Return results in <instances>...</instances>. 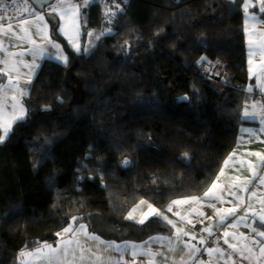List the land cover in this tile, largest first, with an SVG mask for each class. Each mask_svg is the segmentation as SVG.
<instances>
[{"label":"trees","instance_id":"obj_1","mask_svg":"<svg viewBox=\"0 0 264 264\" xmlns=\"http://www.w3.org/2000/svg\"><path fill=\"white\" fill-rule=\"evenodd\" d=\"M82 20L79 52L53 25L68 63L44 61L0 143V264L55 243L73 216L111 240L165 232L127 212L203 194L251 99L241 0H93Z\"/></svg>","mask_w":264,"mask_h":264},{"label":"crops","instance_id":"obj_2","mask_svg":"<svg viewBox=\"0 0 264 264\" xmlns=\"http://www.w3.org/2000/svg\"><path fill=\"white\" fill-rule=\"evenodd\" d=\"M17 1L18 0H16V2ZM241 1L244 11V28L247 50V71L250 80L247 85V90L251 88V91H249L251 93V99L248 103V106L249 111H251L252 109L250 106L254 102H260L261 104H264V88L261 87V85L264 84V74L260 72V69L264 68V49L256 48L255 45H253L251 49L249 47L250 39L256 43H259L261 40H264V11L261 10L264 5H261L260 0ZM2 2H7L9 4V7L6 8V11L1 10L0 8L1 14L3 16L6 15L9 19L1 22L5 24L4 31H7V34H4V31H0V44L3 45L4 49H6V52L0 51V61L9 60V65H7V67L9 68L11 67L12 62H17L16 67L19 69V73L13 71L10 74L14 78L19 75L21 86L27 90V95L23 97L24 99L28 97L30 93V88L28 84H31L34 81L45 60L51 59L62 64L68 63L69 55L65 50L63 43L59 39L54 37L53 32V25H63L64 21L61 20L58 12L52 11V6L57 5L58 0H51L50 3L43 5L41 8L35 6L31 1H29L27 2L26 6L21 9L22 14L20 15L22 17H17L14 19L10 18V13L14 8H17L15 7L16 2L13 3V0H2ZM22 2L23 0L21 1V3ZM28 4L29 6L27 7ZM78 5H80V17L78 21L80 25L78 42L81 48L84 42L83 34L85 32L83 30L82 9L85 5L83 3ZM245 5H247V7H245ZM26 7L27 11L24 10ZM64 7H66V5L60 6L61 9ZM38 16H43L44 20L41 21L37 19ZM21 20H27L28 23L21 25L19 23ZM7 24L12 25L11 31L7 30ZM45 24H47L48 35L53 40H55L56 43L60 44L63 50V54L67 56V63L57 59L56 49L52 48L50 44L41 39L42 33L38 34V29H42ZM22 28L28 29L29 35L31 36L32 40L36 41V45H33L29 41L28 36H25V33L21 30ZM89 38L90 36L87 35V39ZM37 46H39V49H43V51L37 50V54L34 56L32 51L30 50L37 49ZM8 53H15L16 55L8 56ZM250 59L252 61L251 64L249 63ZM21 60L29 64H32L34 61L35 65L37 66L34 68V74L31 76V83H25L28 78L26 74L29 70L25 68L23 64L18 63ZM5 67L6 65L0 62V69H4ZM250 67L253 69V73H255V75L249 72ZM0 84H8L7 76L0 74ZM8 94L9 96H11L12 91L10 90ZM243 110L244 108L241 112L242 123L238 127L235 145L230 151V153L227 155L228 157L231 153L235 151L236 157H234L233 161H230L229 167L225 169L226 177H221L220 183L224 184L225 187H228V185L234 182L236 177H239L240 180L236 181V183L238 184L246 180L251 181L247 184V188L249 189V191H244L240 187L233 189L234 191H236L237 197H240L242 199L243 203H241V199H237V197H233L224 193H222V195L225 196L224 202L213 201L216 204L217 209L238 206L236 214L234 216L229 217L228 221L226 222L235 223V228L228 227L227 229H225L223 225H220L219 217L216 215V210L209 207L208 202L206 200L202 201L199 205L195 203H189L184 205L173 206L172 212L167 211L169 204L173 200L184 199L190 196H202L201 194L175 198L165 208L155 205L152 201L147 198H141L136 201L130 208L131 210L133 207L138 205L141 200L147 201L154 208H156L162 214V216H167L169 219L173 220L176 223V226L178 228H182L185 232L189 233V235L187 236L182 235L179 240L176 238V230L171 225L167 224V222L162 218V216L156 215H149L147 219H145L144 223H146L152 218H158L164 222V224L168 227L169 230L167 229L165 232L151 234L141 240L106 239L98 234L91 232L88 227L87 232L91 235L100 237V239L104 241H114L116 244L121 245L124 260L128 261L129 264L133 259L131 255V252L133 250L130 247H126V244H135L137 246H140L138 251L141 252L151 249L154 252L161 253V255H157L152 258L154 260V264H201L202 261L207 262V264H233V262H235V264H258L256 257H252L250 259H243L239 252L233 251L231 248L228 247L227 244L224 243V238L222 236V233L225 230L229 231L230 233H235L236 237H240L241 234H244V236L247 237V240L234 239L231 235L227 239L230 243L237 244L238 248L241 249L243 248V245L245 243L249 244V246L254 248L257 255L258 245H254L252 243V240L253 238L255 240H264V238H261L257 236L256 233L252 232V227H255L257 231L264 230V226H262V222L260 220V217L264 216V204L260 202L261 198L264 197V185L260 183L259 179L261 176H264V161H261L260 158L256 156L250 155V153L256 152L264 154V132L260 131L261 127H264V125H261L260 120L264 117L257 116L254 119H246L243 116ZM242 129H251L252 132L255 133V135H252L249 132H243ZM241 161L244 162L243 166H241ZM247 161L252 162V165L255 169V175H253V172L249 170ZM223 162L220 168L223 166ZM251 191H256L257 195L251 197ZM192 209H196L197 211L194 212L192 211ZM128 212L126 218L128 216ZM144 212H147L146 205H142L141 209L133 214L134 218L129 220L135 223H139L138 221L143 218ZM176 212H179L181 216H187V220H180L179 216L175 214ZM199 212H203L204 215H199ZM241 216H245L246 219L239 220V217ZM188 220H191V223H188ZM78 226L79 224H73V227ZM198 226L202 227V231H199L197 229ZM209 226H211L212 235H209L208 232L203 231L205 227ZM61 231L62 230H60L59 232ZM192 236H195L196 239H192ZM201 237L205 239L206 243H200ZM60 240L61 237L58 236V240L55 243L48 244L52 245L53 247H56ZM80 241L82 244H85L86 237H84L83 234L80 235ZM144 241H148V244L145 245ZM181 241H185L192 245H195V247L199 249V251H195L191 255H189V249L186 248L184 243H182ZM85 246L93 247L95 250V242L93 241L88 240ZM209 247L222 249L224 252L223 257H221L220 253H213L212 256H209L206 251V249ZM102 248L103 246H101V249ZM35 249H26L24 250V252H32ZM170 249H174V251H170ZM104 255L106 258L111 257V264H116V261L119 260L121 256V252H116L110 249L108 250V252L104 253ZM203 255H205V257H203ZM244 255H247V253H244ZM84 256L85 259L81 260L79 250H77L76 256L73 257L72 255H69L68 260L73 261L74 264H93L92 258L90 257L89 253L85 252ZM182 256L184 258L183 261H181ZM20 258L21 256L19 257V259ZM135 260L136 263L149 264L150 258L148 256L137 255ZM20 264H43V262L35 257H29L25 255L22 257V262ZM259 264H264V259H261L259 261Z\"/></svg>","mask_w":264,"mask_h":264},{"label":"snow or ice","instance_id":"obj_3","mask_svg":"<svg viewBox=\"0 0 264 264\" xmlns=\"http://www.w3.org/2000/svg\"><path fill=\"white\" fill-rule=\"evenodd\" d=\"M2 2V0H0ZM16 0H13V3H15ZM85 5L88 3V0H84ZM261 5H264V0H260ZM61 5H66L64 8H60ZM119 7V5H117ZM247 7V5H245ZM80 5L75 4L72 2V0H58L57 5L52 6L53 12H58L61 20L64 21L63 25L58 26L59 32L64 35L68 41L69 44L77 51L79 52L80 44L78 42L79 37V12ZM27 11V8L24 9ZM262 11H264V7L261 8ZM111 12V10H110ZM114 15V13H111ZM9 19L6 15L0 16V21H6ZM37 19L43 21V16H38ZM21 25L27 24V20H21L19 22ZM5 30V24L0 23V31ZM7 30H12V25L7 24ZM25 36H28L29 41L36 45V41L31 39V36L29 35V31L27 28L21 29ZM110 32L111 29H108ZM42 33L41 39L43 41H46L48 44L51 45L52 48L56 49L57 51V59L62 60L63 62L67 63V56L63 54V50L60 46V44L56 43L55 40H53L48 35V28L47 24L44 25L42 29H38V34ZM4 34H7V31H4ZM15 34V33H13ZM104 33H101L103 35ZM88 35H94V33L89 32ZM97 39H99V36H97ZM255 45L256 48L264 49V40H261L259 43L253 42L251 39L249 40V47L250 49ZM37 50L43 51V49H39V46H37V49L30 50L32 51L33 55L35 56L37 54ZM0 51H5L6 49L3 48V45L0 44ZM84 51H88L87 48L84 49ZM15 53H8V56H14ZM203 59V58H202ZM6 65L4 69H0V74H3L4 76H7L8 78V84H0V130H2V134H0V143H2L5 138L9 135V133L12 130V126L14 123L19 122L23 120L27 116V109L25 108L23 104V97L27 95V90L21 86L20 84V77L17 75L15 78L10 74L11 72L15 71L19 73V69L16 67L17 62H12L11 67H7L9 65V60L0 61ZM251 59L249 60V63L251 64ZM18 63L23 64L25 68H27L29 71L26 74L27 80L25 83H31V76L34 74V68L37 67L33 61L32 64L26 63L23 60L19 61ZM249 72L255 75L253 73V69L250 67ZM260 72L264 74V68L260 69ZM262 88H264V84L261 85ZM12 91V95L9 96V91ZM248 91H251V88L248 89ZM259 106V107H258ZM251 111H249V106L245 104L244 110H243V116L244 118H256L257 116L264 117V104H261L260 102H254L251 106ZM261 125H264V118H261L260 120ZM243 132H249L252 135H255L254 132H252L251 129H242ZM261 132H264V127H261ZM239 143V142H238ZM250 155L256 156L260 158L261 161H264V154L256 152V153H250ZM234 157H236V152L234 151L231 153L223 162V166L220 168L218 175L215 177V179L211 182V185L203 192L202 196H190L184 199H176L173 200L168 208L167 211L172 212L173 206L178 205H184L189 203H195V204H201L202 201H207L208 206L216 210V215L219 217V224L223 225L225 229L228 227L235 228V223H226L228 221V218L231 216H234L238 210V206L229 207V208H216V204L213 201H219L224 202L225 196L222 195V193L237 197L236 191L233 189L240 187L244 191H249L247 188V184L251 181H244L242 183H236V181H239L240 178L236 177L234 182L228 187H225L224 184L220 183L221 177H226V171L225 169L229 167L230 161H233ZM183 159H188L187 153L184 154ZM125 164L128 163L127 160L124 161ZM241 166H243V161L240 162ZM248 168L250 171L253 172V175H255V169L252 165L251 161H247ZM260 183L264 185V176H261ZM256 191H251L250 196L254 197L256 196ZM237 199H241L240 197H237ZM260 202L264 204V197L261 198ZM241 203H243L241 199ZM142 205H146L147 212L143 213V218H141L138 222L140 224H143L145 222V219L149 215H156V216H162V214L154 208L151 204H149L145 200H141L138 205L133 207L128 212V219H133V214L141 209ZM192 211H197L196 209H192ZM177 216H179L180 220H187V216H181L179 212L175 213ZM199 215L203 216V212H199ZM162 218L167 222V224L171 225L175 230L176 238L179 240L181 236H187L189 235L188 232H185L182 228H178L176 226V223L169 219L167 216H162ZM246 219L245 216L239 217V220ZM79 220L78 217L73 216L71 218V222L68 224V226L64 227L61 232L57 233L56 235L61 237V240L58 242V245L56 247H53L50 244H43L42 246H38L34 251L32 252H21L20 256L23 257L25 255L29 257H35L43 262V264H74L73 261L68 260L69 255H72L73 257L76 256L77 250H79L80 253V259H85L84 253L87 252L90 254V257L92 258L93 264H111V257H105L104 253L108 252V250H114L116 252H121V256L119 260L116 261V264H129L128 261L124 260L123 252L121 249V245L116 244L114 241H104L100 239V237L91 235L87 232V226L84 224H79L78 227H73V224H75ZM260 220L262 222V226H264V216L260 217ZM188 223H191V220H188ZM247 226V225H246ZM203 231L208 232L209 235H212L211 226L205 227ZM252 232L256 233L257 236L264 238V230L257 231L255 227H252ZM83 234L84 237H86L85 244L88 240L95 242V250L93 247H86L85 244H82L80 241V235ZM232 236L234 239H241V240H247V237L244 236V234H241L240 237H236L235 233H230L229 231L225 230L222 233V236L224 238V243L228 245L229 248H231L233 251L239 252L243 259H250L252 257H256L257 262L259 264V261L261 259H264V240H255L253 238L252 243L254 245H258V255L253 247L249 246V244L245 243L243 245V248H238L237 244L230 243L227 239L229 236ZM192 239H196L195 236L191 237ZM155 239V238H150ZM184 243L185 247L189 249V255H191L195 251H199L195 247V245H192L188 242L181 241ZM200 243L204 244L206 243L205 239L203 237L200 238ZM144 244L147 245L148 241H144ZM101 246L103 248L101 249ZM126 247H130L133 251L131 252V255L133 257L130 264H136L135 258L137 255L141 256H148L150 258L149 264H154V260L152 259L154 256L161 255L159 252H154L151 249L145 250V251H138L140 246H137L135 244H126ZM170 251H174V249H170ZM209 256H212L213 253H220L221 257H223L224 252L220 248H207L206 249ZM244 253H247V255H244ZM230 258V257H229ZM183 256L181 257V261H183ZM201 264H207V262H201ZM235 264V262H233Z\"/></svg>","mask_w":264,"mask_h":264},{"label":"rangeland","instance_id":"obj_4","mask_svg":"<svg viewBox=\"0 0 264 264\" xmlns=\"http://www.w3.org/2000/svg\"><path fill=\"white\" fill-rule=\"evenodd\" d=\"M4 1V0H3ZM21 1L22 0H18L16 3H15V7H17V8H14L13 10H15V9H19V15L20 14H22V11H21V9L22 8H24L25 6H26V4H27V2H28V0L27 1H23L22 3H21ZM91 1H93V0H88V3L86 4V5H88ZM73 3H75V4H84L85 5V3L84 2H81V3H77V2H75V1H72ZM19 6V7H18ZM29 6V4L27 5V7ZM9 7V4L7 3V2H5V3H3V2H1V5H0V8H1V10H3V11H6V8H8ZM26 7V8H27ZM12 10V11H13ZM11 11V12H12ZM24 252V251H23ZM17 262H18V264H20L21 262H22V257L20 258V259H18L17 260Z\"/></svg>","mask_w":264,"mask_h":264},{"label":"built area","instance_id":"obj_5","mask_svg":"<svg viewBox=\"0 0 264 264\" xmlns=\"http://www.w3.org/2000/svg\"><path fill=\"white\" fill-rule=\"evenodd\" d=\"M23 1H24V0H23ZM25 1H27V0H25ZM72 1H75V2H77V3L84 2V0H72ZM109 1H114L115 4H120V5H122V6H125V5L129 2V0H109ZM18 14H19V9H15V10H13V11L11 12V15H13V16H16V15H18ZM0 16H3V15L1 14V12H0ZM1 22H3V21H0V23H1ZM197 229H198L199 231H202V227H201V226H198ZM203 257H205V255H203ZM136 264H140V263H136Z\"/></svg>","mask_w":264,"mask_h":264},{"label":"bare ground","instance_id":"obj_6","mask_svg":"<svg viewBox=\"0 0 264 264\" xmlns=\"http://www.w3.org/2000/svg\"><path fill=\"white\" fill-rule=\"evenodd\" d=\"M101 1H104L105 3H107V4H109V5H114V4H115L114 1H109V0H101ZM17 17H20V15L18 14V15H16V16H13V15H11V13H10V18H11V19H14V18H17Z\"/></svg>","mask_w":264,"mask_h":264},{"label":"water","instance_id":"obj_7","mask_svg":"<svg viewBox=\"0 0 264 264\" xmlns=\"http://www.w3.org/2000/svg\"><path fill=\"white\" fill-rule=\"evenodd\" d=\"M31 1H32V2H35V1H37V0H31ZM43 1L45 2V4H48V3L51 2V0H39L38 3H37V6L41 8V7L43 6V4H42Z\"/></svg>","mask_w":264,"mask_h":264},{"label":"flooded vegetation","instance_id":"obj_8","mask_svg":"<svg viewBox=\"0 0 264 264\" xmlns=\"http://www.w3.org/2000/svg\"><path fill=\"white\" fill-rule=\"evenodd\" d=\"M29 1H31V0H29ZM29 1H28V2H29ZM38 1H39V0H37V1H35V2H32V1H31V2H32L35 6H37ZM42 4L45 5V2L43 1Z\"/></svg>","mask_w":264,"mask_h":264}]
</instances>
